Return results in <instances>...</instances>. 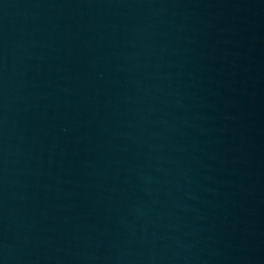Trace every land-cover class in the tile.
Returning <instances> with one entry per match:
<instances>
[{
    "label": "water",
    "instance_id": "1",
    "mask_svg": "<svg viewBox=\"0 0 264 264\" xmlns=\"http://www.w3.org/2000/svg\"><path fill=\"white\" fill-rule=\"evenodd\" d=\"M22 2L23 0H0V41Z\"/></svg>",
    "mask_w": 264,
    "mask_h": 264
}]
</instances>
